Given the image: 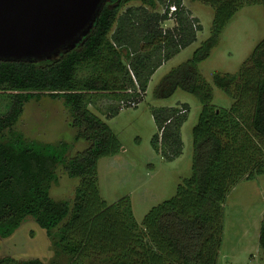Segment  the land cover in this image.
I'll use <instances>...</instances> for the list:
<instances>
[{
	"label": "trees",
	"instance_id": "1",
	"mask_svg": "<svg viewBox=\"0 0 264 264\" xmlns=\"http://www.w3.org/2000/svg\"><path fill=\"white\" fill-rule=\"evenodd\" d=\"M193 1L213 10L209 37L155 91L158 98H169L180 89L201 105L192 130L193 174L172 198L145 215L141 227L129 198L109 206L99 196L98 162L121 146L87 106L96 107L95 98L102 94L116 103L107 108V118L131 103L136 106L157 69L197 40L202 26L182 0H170L177 7L172 30L160 25L168 19V12L162 13L168 0H114L72 51L50 61H0V92L9 99L8 111L0 115V240L31 217L49 238L57 237L54 246L72 257L70 264L89 254L94 259L88 264H217L227 195L241 180L264 174V39L236 75H215L216 86L232 100L227 110L212 105V88L197 66L209 58L240 9L264 7V0ZM84 67L92 73L79 78ZM42 96L63 101L77 129L74 141H85L86 149L71 157V143L43 144L12 131L25 103ZM188 112L187 104L152 110L160 132L152 138L153 148L168 161L183 152L181 129ZM59 166L69 178L79 179L73 202L51 196ZM259 248L264 254V218ZM0 264L43 262L4 257Z\"/></svg>",
	"mask_w": 264,
	"mask_h": 264
},
{
	"label": "rangeland",
	"instance_id": "2",
	"mask_svg": "<svg viewBox=\"0 0 264 264\" xmlns=\"http://www.w3.org/2000/svg\"><path fill=\"white\" fill-rule=\"evenodd\" d=\"M182 5L191 18L199 21L202 30L197 33V40L192 45L157 69L139 104L121 109L113 118H107L108 113L105 112L116 103L106 95L95 98L96 107L87 106L109 126L121 146L116 155L104 157L98 162L99 196L109 206L129 198L132 214L140 227L145 215L153 207L172 198L178 186L193 174L192 130L201 113V105L197 98L180 89L169 98L155 95L162 78L190 59L210 34L213 10L193 0H182ZM160 25L172 30L177 24L175 20H167ZM263 39L262 5L244 6L222 30L218 45L212 49L209 58L197 66L212 88L213 106L227 110L232 104V100L216 86L215 75H236L242 63ZM91 73L89 67L80 68L78 77H87ZM7 96L0 92V115L8 111ZM181 104L189 106L187 121L181 129L183 152L179 158L168 161L153 148L152 138L160 132L152 110L179 107ZM68 110L60 99L42 96L39 100H30L25 103L23 113L12 131L22 133L27 140L43 144L57 145L60 141L71 143L69 156L72 157L86 149L87 144L82 140L74 141L77 129L71 126ZM55 173L57 179L50 190L52 198L73 202L79 179L69 178L62 166ZM223 208V236L217 264H264V254L259 248V232L264 218V174L241 180L227 195ZM56 239L55 236L49 238L46 231L28 217L11 237L0 240V258L39 259L43 264H70L69 259L72 257L62 254L54 246L53 240ZM93 259V255L89 254L78 258L75 264H88Z\"/></svg>",
	"mask_w": 264,
	"mask_h": 264
},
{
	"label": "water",
	"instance_id": "3",
	"mask_svg": "<svg viewBox=\"0 0 264 264\" xmlns=\"http://www.w3.org/2000/svg\"><path fill=\"white\" fill-rule=\"evenodd\" d=\"M114 0H0V61H50L83 43Z\"/></svg>",
	"mask_w": 264,
	"mask_h": 264
},
{
	"label": "built area",
	"instance_id": "4",
	"mask_svg": "<svg viewBox=\"0 0 264 264\" xmlns=\"http://www.w3.org/2000/svg\"><path fill=\"white\" fill-rule=\"evenodd\" d=\"M167 4H168L167 7L162 10V13L164 14L167 11L168 12L167 13V17H168L167 20H174L173 13H175L177 11V7H176V5L171 4L170 0H168ZM131 105L135 106L134 103L133 104L131 103Z\"/></svg>",
	"mask_w": 264,
	"mask_h": 264
},
{
	"label": "crops",
	"instance_id": "5",
	"mask_svg": "<svg viewBox=\"0 0 264 264\" xmlns=\"http://www.w3.org/2000/svg\"><path fill=\"white\" fill-rule=\"evenodd\" d=\"M150 82V81H149Z\"/></svg>",
	"mask_w": 264,
	"mask_h": 264
}]
</instances>
